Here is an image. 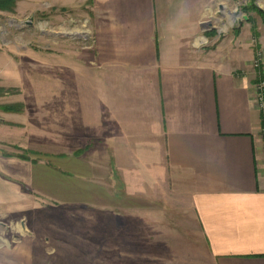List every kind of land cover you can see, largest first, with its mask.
Here are the masks:
<instances>
[{
	"label": "crops",
	"instance_id": "obj_1",
	"mask_svg": "<svg viewBox=\"0 0 264 264\" xmlns=\"http://www.w3.org/2000/svg\"><path fill=\"white\" fill-rule=\"evenodd\" d=\"M94 4L87 63L50 79L63 142L5 140L0 204L23 228L0 264H264V34H222L218 0Z\"/></svg>",
	"mask_w": 264,
	"mask_h": 264
},
{
	"label": "rangeland",
	"instance_id": "obj_2",
	"mask_svg": "<svg viewBox=\"0 0 264 264\" xmlns=\"http://www.w3.org/2000/svg\"><path fill=\"white\" fill-rule=\"evenodd\" d=\"M94 5V0H0V154L13 147L5 140L15 138L16 126L24 133L23 156L31 157L30 146L51 147L49 131L59 125L49 114L50 79L63 75L71 61L87 63L96 43ZM248 6L262 9L264 0H218L214 23L222 34H238L233 30L245 22L250 37L264 34L261 15ZM58 129L57 141L63 142ZM0 190L5 192L1 185ZM21 216L0 204V246L16 242Z\"/></svg>",
	"mask_w": 264,
	"mask_h": 264
},
{
	"label": "built area",
	"instance_id": "obj_3",
	"mask_svg": "<svg viewBox=\"0 0 264 264\" xmlns=\"http://www.w3.org/2000/svg\"><path fill=\"white\" fill-rule=\"evenodd\" d=\"M264 52L261 49L256 51L255 58L253 60V66L258 71L256 76V95L255 102L262 113V139H263V151H264Z\"/></svg>",
	"mask_w": 264,
	"mask_h": 264
},
{
	"label": "trees",
	"instance_id": "obj_4",
	"mask_svg": "<svg viewBox=\"0 0 264 264\" xmlns=\"http://www.w3.org/2000/svg\"><path fill=\"white\" fill-rule=\"evenodd\" d=\"M252 7V9L254 10V9H256L257 10V12L261 15V17H262V19H263V22H264V10L263 9H260V8H254V6H251ZM251 7L249 8V6L247 7V10H249V9H251ZM237 32L238 31V28L236 29H234V32ZM238 33V32H237ZM24 158H27L26 156H24Z\"/></svg>",
	"mask_w": 264,
	"mask_h": 264
},
{
	"label": "water",
	"instance_id": "obj_5",
	"mask_svg": "<svg viewBox=\"0 0 264 264\" xmlns=\"http://www.w3.org/2000/svg\"><path fill=\"white\" fill-rule=\"evenodd\" d=\"M245 19H246V20H248V17H247V16H245Z\"/></svg>",
	"mask_w": 264,
	"mask_h": 264
},
{
	"label": "bare ground",
	"instance_id": "obj_6",
	"mask_svg": "<svg viewBox=\"0 0 264 264\" xmlns=\"http://www.w3.org/2000/svg\"><path fill=\"white\" fill-rule=\"evenodd\" d=\"M236 19V18H235ZM232 21H234V18H233V20Z\"/></svg>",
	"mask_w": 264,
	"mask_h": 264
}]
</instances>
